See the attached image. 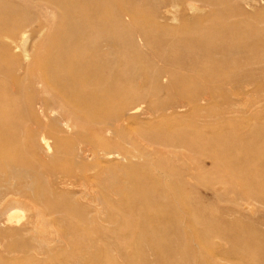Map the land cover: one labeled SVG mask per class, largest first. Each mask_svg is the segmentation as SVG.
Segmentation results:
<instances>
[{"label":"bare ground","instance_id":"obj_1","mask_svg":"<svg viewBox=\"0 0 264 264\" xmlns=\"http://www.w3.org/2000/svg\"><path fill=\"white\" fill-rule=\"evenodd\" d=\"M186 2L191 14L184 9ZM195 2L211 7L210 11L195 13L192 4ZM260 3L264 0H0V59H7L12 65L10 69L0 66V227L14 222L11 211L15 206L34 207L30 200L42 210L30 215V220L16 229L18 232L27 233L31 226L35 230L39 221H32L34 216L64 221L73 214V206L57 200L52 188L43 184L48 173L40 163L44 156L53 162L63 157L73 162L75 167L64 169L59 179L60 183H68L88 178L81 172L88 164L97 166V162L105 159L122 158L116 150L103 151L104 144L116 148L143 147L150 159L142 168L154 180H139L136 185L141 192L130 193L127 201H121L116 209L140 214L139 221H127L108 231L116 234L133 227L143 230L144 236L129 240L132 247L138 248V255H133L137 261L163 264L172 253L177 255L175 248L180 242L172 234L178 235L180 226L175 219L202 204L193 197L196 194L231 203L222 209L230 219L221 223V227L228 225L233 229L231 238L212 220L194 222V226H200V238L207 244L215 235L222 240L229 238L233 244L243 243L252 263L264 264V230L259 229L264 220L257 218L246 223L243 215L244 210L251 212L254 206L264 208V186L250 188L259 183L254 172L264 176V152H257L259 140L252 142L264 130L257 131L251 125L242 134L234 128L222 133L220 127L209 131L211 137L207 138L204 134L210 127L198 124L199 118L205 121L203 116L174 131L158 125L135 127L131 122L145 102L152 105L147 111L158 117L171 114L169 109L189 105L195 109L220 97L208 90L210 83L221 87L225 82L222 72L229 70L224 68L250 63L252 58L247 61L240 54L256 49L257 43L264 40V6ZM143 5L149 8L150 17L138 10ZM55 11L65 23L62 31L53 26L48 29V16ZM152 16L159 20H153ZM171 21H177L175 27ZM43 33L45 38L38 44V50L50 55L43 62L44 69H33L30 40ZM218 36L219 40L213 41ZM238 38L247 41L231 43ZM260 55L264 57L263 47ZM175 74L179 79L163 85ZM238 80L243 89L259 87L264 81V69L236 70L229 84ZM166 87L190 93L175 97L164 94ZM222 98L223 103L230 105V97ZM216 117L222 116L219 113ZM153 144L166 150L151 148ZM260 148L264 149V141ZM181 149L197 155L190 158L197 164L184 163ZM226 154L235 158L224 161L226 175L217 176H237L247 186L246 190L238 191L234 186L219 190L214 185L222 180L205 177V160L216 165L223 162L219 156ZM243 166L248 169L246 174L239 170ZM49 168L51 177L58 173L54 163ZM168 182L171 184L167 185ZM197 184L203 189L199 190ZM154 189H161L159 196L153 194ZM96 196L95 200L103 206L105 197ZM99 206L89 204L88 210L99 211ZM168 218L174 220L167 221ZM80 220L84 223V215H80ZM115 221L118 224L117 218ZM9 234L8 229L0 228V238ZM48 241L33 235L5 245L11 252H30L47 248ZM116 249L118 259L135 260L126 253V244L116 243ZM221 257L238 264L229 253L221 252ZM179 258L181 264L197 261L191 253ZM203 258L206 262L212 260L208 253ZM94 260L116 263L110 256H94Z\"/></svg>","mask_w":264,"mask_h":264},{"label":"rangeland","instance_id":"obj_2","mask_svg":"<svg viewBox=\"0 0 264 264\" xmlns=\"http://www.w3.org/2000/svg\"><path fill=\"white\" fill-rule=\"evenodd\" d=\"M188 4V2L184 4V9L189 14H191L192 10L188 8L190 7ZM192 4L196 9L195 13L198 14L207 13L211 9V7L203 5L200 2H195ZM259 5L262 7L264 6V3H260ZM138 10L144 12L148 17L151 16L149 8H146L144 5ZM151 18L155 21L159 20V18L154 16ZM171 23H173L171 25L175 27L177 21H171ZM50 26L56 27L57 30L60 31H62L65 26V23L57 18L56 11L48 16V29ZM45 33H43V35L40 37L30 40V61L34 64L33 69H44L43 62L46 61L50 55L49 52H42V50H38V44L45 38ZM219 38V36L215 37L213 41L216 42V40H219ZM55 40L59 39L55 38ZM221 40L224 41V39ZM246 41L247 40L244 38H238L233 40L231 43L243 44L246 43ZM262 47L264 48V40H261L257 43L256 49H252L248 52L240 54V57L244 60L252 58L250 63L237 68H224L229 69L222 72L221 76L223 77V81H225L224 84L221 87H218L215 86V83L211 82V85L208 89L216 96L218 94L221 96L211 99L208 104L198 105L195 109L192 108V105H189L186 108L178 107L169 109L168 111H171V114L168 113L158 117H153V115L147 111L152 109L150 107L152 105L145 102L142 104L143 108L134 114L135 117L131 122L135 124V127H151L158 125L165 130L171 127L170 129L174 131L175 129H183V127L185 128L189 126L193 118L197 117L198 119V116H203L205 121H201L202 118H199L198 124L210 127L211 130L208 129L204 134V136L207 138L211 137L209 131L213 132V128L219 130L220 127L224 130L222 133H229V130L234 128L235 131L242 134L246 131V127L251 125H255L257 131H259V129L264 130V81L259 87L255 88L254 86H250V88L247 89H243L241 87V80H238L239 82L236 84H229L232 74L236 70L246 71L249 69H264V57L260 55V49ZM255 56L257 58H254ZM251 61L254 62L252 63ZM36 65L40 66L36 67ZM0 66L5 69H10L12 67L11 63L7 59L2 58L0 59ZM176 79H179L178 74L173 75L170 80L164 81L163 85L167 86L168 83H172L176 81ZM173 88L175 87H166L164 89V94L169 93V95L176 97L177 95L187 96L190 93L188 90L179 91V89L175 90ZM222 96L230 97V105L223 103ZM153 105L155 106L156 104ZM219 113L222 117L220 119H216V115H219ZM228 113L229 115H227ZM261 136H263V138ZM261 136L257 137L256 139L253 138L252 140L254 143L259 140V145L257 146L259 148L257 152L259 153L264 152V149L260 148L261 141H264V131L261 132ZM144 143H146V141H144ZM150 147H156L159 150H166V148L164 149V147L160 145L153 144ZM102 150H116L119 153V157L121 156L122 158L119 160L105 159L102 162H97V166H95V164H88L85 170H81V172H84L88 178H80L77 180L72 179L73 181H68V183L61 182L62 184L59 181V179L62 178L61 172L64 171V169L67 170L69 167L74 168L75 166L73 162L66 157L54 162L53 160H50L47 155L44 156V158H41L42 161L40 163L48 171V173L50 172L49 167H51V164L53 163L55 165L54 169H56V172H58L55 173L56 175L52 174V177L47 173L45 176L46 180L43 184L52 188L57 200L64 201L66 204H71L73 206V214H71L69 218L64 221L52 216H47L45 220L39 216H34L32 217V221H39L36 229L33 230L31 226L29 227L30 231L27 233L26 231L18 232L16 229L20 225H23L29 221L30 215H35L33 213L42 210V207L38 203H35L31 200L28 202H33L29 204H34V207L29 206V209L27 208V205L15 206L11 211L14 222L12 224L1 225L0 227L3 229H8L10 232V234L5 238H0V264H90L92 261L93 264H143L136 260V256H133L138 255V248H134L131 246V244H129V240L132 238L137 239L145 235L142 229L133 227L125 232H117L116 234H114L112 231H108L113 227L118 228L127 221L131 223L139 221L140 214L135 215L136 213H126L123 211L116 212V209H118V206H120L119 203L121 201H127L126 196H128L130 193L135 194L139 191L141 192V190L136 185L139 180H145L147 182H152L154 180V177L149 178L147 176L148 170L146 173L145 168H142V166L148 164L147 161L150 159V156L146 154L147 151H144L145 149L143 147L132 148L128 146L125 148H116L113 144H104L102 146ZM179 153L184 155V163H188L190 165L197 164L196 160L190 161V158L193 156H195L193 158H197V155H193L182 149L179 150ZM48 155L50 156L51 154ZM178 156L181 157L180 155ZM219 157L223 159L221 160L223 162H220L216 165H210L208 164V160H205L207 165V167H205L206 172H204V175L206 174L205 177L208 179L214 177L218 180H222L221 183L214 185V187L219 190H228L230 189V186H234V188H236L238 191L246 190L247 186L241 180V178L237 176L234 178L227 176H222V178H220V176H217L219 173L221 175L225 174L223 170V166L225 165L224 161L234 159L235 155L226 154L225 156L223 155ZM146 168H149L150 171H153V167L151 166ZM239 170L245 174L248 172V169L245 166L239 168ZM109 171L110 174L107 175ZM226 173H229L228 168H226ZM254 178L257 179L259 183L251 185V189H255V186H264L263 175L254 172ZM130 179L133 180L128 182ZM166 184L169 185L171 182ZM110 186H113V188ZM123 186L125 188H123ZM195 186L199 190L203 189L199 184ZM160 191L161 189H154L153 194H157L159 196ZM96 195L105 197L104 200L106 203L103 202V206L101 202L95 200V197H97ZM55 197L52 196V198ZM193 197L201 201L202 204L196 209L194 208L189 210L188 213H181L176 216L177 218L175 221H178L180 233L175 236L172 234V237L175 238L176 242L177 239L180 242L178 247L175 248L177 250V255L176 252L172 253L163 264H181L182 262L180 261L179 257H183V255H187V253H191L194 257H196L197 261L195 264H231L229 261L222 259L221 252L229 253L232 259H235L238 264H253L250 259L251 256L246 249L247 246L240 242L233 244V241L229 239L231 238L229 235L233 229L228 227V225L221 227V223L223 221L230 219V215L226 217V215L222 213V209L230 206L231 203L218 201L211 195L202 198L195 194ZM95 203L98 205H95ZM89 204L95 207L99 206L100 204L101 207L99 206V208L101 209H99V211L96 209L89 211ZM37 206H39V208ZM168 209L169 207L166 208V210ZM244 211L245 212L243 215H246L244 218L245 221H247L246 223L252 222L257 218L264 220V208L254 206L251 212L247 210ZM213 213L215 216L211 217ZM80 215H84V223L80 220ZM116 218L118 219V224H116ZM171 220H174V218L167 219V221ZM211 220L215 222L214 224L217 225L219 229L221 228V232H225V235L229 236V238L222 240L219 236L215 235L210 237L209 244L205 243L203 241L204 238L201 239L198 233L200 226H194V222L201 224L202 222ZM259 229L264 230V224L261 225ZM33 235L35 238L45 237L48 239L49 241L46 247L50 248L47 249L44 247L42 249H36L30 252H11L10 249H6V243L15 244L18 240L31 237ZM116 243L126 244V253L129 254L130 257H135V260L123 261L118 259L116 253ZM160 246L163 247L164 244H161ZM207 253L208 256H212V260L208 262H206L203 258ZM94 256H110L115 260L116 263L105 262L104 260H94Z\"/></svg>","mask_w":264,"mask_h":264}]
</instances>
